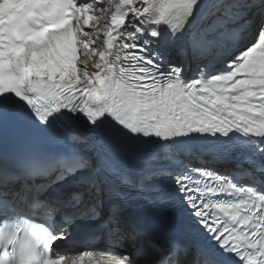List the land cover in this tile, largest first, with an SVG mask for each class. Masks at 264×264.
I'll return each mask as SVG.
<instances>
[{
    "label": "snow or ice",
    "instance_id": "snow-or-ice-1",
    "mask_svg": "<svg viewBox=\"0 0 264 264\" xmlns=\"http://www.w3.org/2000/svg\"><path fill=\"white\" fill-rule=\"evenodd\" d=\"M186 30L194 56H213L192 78L169 61ZM10 127L48 148L0 151V264H66L53 251H79L68 264H264V0H0V130ZM234 137L246 179L189 162L227 155ZM130 189L178 223L156 239L135 218L133 251L93 260L82 250L98 238L91 222L117 223ZM189 230L203 239L189 244Z\"/></svg>",
    "mask_w": 264,
    "mask_h": 264
},
{
    "label": "bare ground",
    "instance_id": "bare-ground-1",
    "mask_svg": "<svg viewBox=\"0 0 264 264\" xmlns=\"http://www.w3.org/2000/svg\"><path fill=\"white\" fill-rule=\"evenodd\" d=\"M93 23V25L95 26L96 25V23H95V21H93L92 22ZM179 44H180V46L181 47H183V48H185L187 51H188V53L190 54V56H191V62L193 61V59H194V63L195 64H198V65H204L206 62L207 63H209V61H212L213 60V56L212 55H205V56H203V57H197V56H194L193 55V52H192V48H191V45L189 44V42H188V39H187V30L185 31V33L184 34H182V35H179ZM193 58V59H192ZM221 64H222V61H216V65H218V66H221ZM197 65V66H198ZM197 66H195V67H197ZM195 67L193 68H191V69H189V71L185 74L186 75V77H188V78H192L193 77V75H194V73H195ZM89 70L91 71V70H94L93 68H92V66H91V63L89 64ZM196 157V156H195ZM197 161H202V160H198V159H196ZM230 171H234V169L233 168H231V170ZM126 245L128 246V250L127 251H133V248H132V242L130 241V243H126Z\"/></svg>",
    "mask_w": 264,
    "mask_h": 264
},
{
    "label": "rangeland",
    "instance_id": "rangeland-1",
    "mask_svg": "<svg viewBox=\"0 0 264 264\" xmlns=\"http://www.w3.org/2000/svg\"><path fill=\"white\" fill-rule=\"evenodd\" d=\"M93 2L95 3L96 0H93ZM115 2H118V0H115ZM113 11H114V7L113 6H109L107 4L104 5V15H103L102 19L98 23L95 22L96 23L95 27L99 31H101V32L106 31L105 22L110 19V16H111ZM102 40H103V37H100V41H102ZM205 64H207V62ZM197 65L198 64H195V66H197ZM200 66H203V65H200ZM216 67L219 68L220 66L216 65ZM196 70H197V67H195V72H196Z\"/></svg>",
    "mask_w": 264,
    "mask_h": 264
}]
</instances>
